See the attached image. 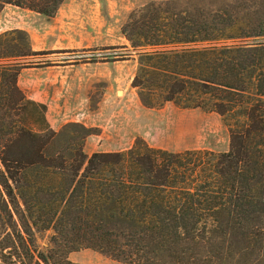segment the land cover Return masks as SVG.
Segmentation results:
<instances>
[{"label":"trees","instance_id":"trees-1","mask_svg":"<svg viewBox=\"0 0 264 264\" xmlns=\"http://www.w3.org/2000/svg\"><path fill=\"white\" fill-rule=\"evenodd\" d=\"M65 0H0L53 18ZM194 12L153 3L123 34L138 56L132 83L151 109L216 113L227 152H170L144 140L86 152L96 129L59 130L18 79L30 35H0V259L77 264L90 249L121 264H264V0ZM53 230L52 247L36 232ZM40 264L39 261H36Z\"/></svg>","mask_w":264,"mask_h":264},{"label":"rangeland","instance_id":"rangeland-1","mask_svg":"<svg viewBox=\"0 0 264 264\" xmlns=\"http://www.w3.org/2000/svg\"><path fill=\"white\" fill-rule=\"evenodd\" d=\"M167 1L177 11L189 12L225 4L224 0H65L55 17L38 14L30 20L31 42L38 47V51H34L36 55L27 60V68L32 72L50 65L53 53H60L68 60L94 64L84 69V81L79 82L83 87V98L88 99L84 110L99 113L90 120L92 126H88L97 131L87 140L88 154L127 151L137 140L170 152L229 150V130L218 114L200 109L184 110L173 103L162 108H147L132 86L138 56L123 29L133 20L140 19L151 4ZM75 39L80 41L79 48L50 50L52 46L74 45ZM92 68L99 74L95 81L90 79ZM61 125L65 123H59ZM53 234V230L36 232L39 251L46 253L52 247ZM82 251H90V256L85 259L88 263L96 262L98 257L121 264L90 249L71 253L68 259L80 264L72 259V255L83 260L85 254H79ZM9 256L7 263L0 259V264H32L29 259ZM36 261L44 264L37 257L33 264H37Z\"/></svg>","mask_w":264,"mask_h":264},{"label":"crops","instance_id":"crops-1","mask_svg":"<svg viewBox=\"0 0 264 264\" xmlns=\"http://www.w3.org/2000/svg\"><path fill=\"white\" fill-rule=\"evenodd\" d=\"M37 15L30 10L19 9L11 5L5 6L0 13V35L13 30L26 31L30 35L32 32L30 20ZM75 41L74 45L52 46L50 50L79 48L81 45L79 39H75ZM32 50L38 51V47L33 43ZM51 56H54L49 59L51 64L36 72H32V69L29 68H23L18 79L19 87L30 99L46 105L47 119L53 128L61 127L62 125L59 126V123L69 122H81L86 126H92L90 120L99 113L88 109L84 110L83 106L87 105L88 99L83 98V87L79 82L84 81V69L94 64L68 60L60 53H53ZM90 76L92 81L99 78V74H95L93 68ZM89 252L79 253L85 254L83 260L75 259V254L72 255V259L80 264H117L110 260L103 261L105 259L98 257L96 262L88 263L85 259L90 256Z\"/></svg>","mask_w":264,"mask_h":264}]
</instances>
